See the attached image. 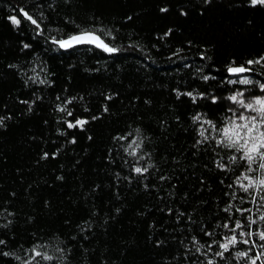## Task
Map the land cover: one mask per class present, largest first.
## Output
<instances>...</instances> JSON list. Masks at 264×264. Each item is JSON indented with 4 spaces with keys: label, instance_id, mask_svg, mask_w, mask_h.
<instances>
[{
    "label": "trees",
    "instance_id": "16d2710c",
    "mask_svg": "<svg viewBox=\"0 0 264 264\" xmlns=\"http://www.w3.org/2000/svg\"><path fill=\"white\" fill-rule=\"evenodd\" d=\"M82 30L118 51L51 42ZM261 56L264 6L250 0H0V264H21L16 256L30 258L36 245L54 257L41 264H206L203 253L219 250L207 244L231 235L218 227L229 215L247 224L264 214V191L253 202L237 182L247 165L231 157L240 153L204 123L232 118L228 96L264 93V61L247 64ZM241 65L252 70L228 72ZM77 118L88 123L67 128ZM251 227L264 230V221ZM246 247L215 260L237 264Z\"/></svg>",
    "mask_w": 264,
    "mask_h": 264
},
{
    "label": "snow or ice",
    "instance_id": "6c2138e0",
    "mask_svg": "<svg viewBox=\"0 0 264 264\" xmlns=\"http://www.w3.org/2000/svg\"><path fill=\"white\" fill-rule=\"evenodd\" d=\"M251 6H256L257 4L264 6V0H250ZM167 8H162V12H166ZM20 16L23 17L24 21L29 22L36 29H41V23L38 19L34 18L28 11L24 8L19 9ZM184 14V13H182ZM10 22L19 27L22 23V20L18 16H10ZM42 31V29H41ZM171 31V30H169ZM40 34L39 32L37 33ZM51 42L53 44L58 45L61 49H71L75 46L79 45H93L96 48H99L107 53H116L118 49L109 46L101 36L97 35L95 31L82 30L75 34L68 35L66 38L57 39L55 37L52 38ZM24 48H28V44L23 45ZM261 61H264V56L259 57L256 60H249L247 64L249 66L253 64H258ZM252 69L250 67H245L243 65L238 67H229L228 72L231 74H242L245 72H250ZM205 79H208L205 77ZM44 83V81H40ZM243 84H250L252 81L248 79H243L239 81ZM232 83H236V81H232ZM261 91H264V84L260 85ZM184 95H188L192 97L193 102L195 103L196 97L193 96L191 92L183 93ZM111 97H109L110 99ZM59 99V97L57 98ZM216 97L212 98V102H217ZM227 99L231 102V104L237 105V108L229 107L227 111L231 112L235 119L229 117L227 122L222 127H217L215 123L210 120H205L204 123L210 125L213 131H216L220 135V139L217 141L218 145H223L224 147H228L234 150L240 155L237 157L233 155L231 157L233 162L237 160L243 161L247 167L245 170L237 177V182L239 183V187L245 192L249 193L252 196V201L257 202V193L264 191V178H255L248 173L260 171L264 173V97H253L251 100L244 99L243 92H237L236 94L230 95ZM72 103L71 100L65 101L64 104ZM59 111L66 112L67 116L71 117L73 115L72 111L67 110L65 106H58ZM243 109V111H240ZM107 111V109H105ZM254 113V115H245V113ZM95 119V117H94ZM201 117L196 115L193 117L194 122L200 121ZM4 118L0 117V124L3 123ZM239 121V122H238ZM88 121L85 119H75L74 121H66L67 128L72 129L76 127L83 128ZM208 132V129H203L199 131V136L203 138L204 141L209 139L208 135L205 133ZM210 135V133H209ZM75 143V140L71 141ZM202 141L197 140V144ZM132 144H136V147H139V144L136 141H133ZM129 145V147L132 146ZM55 155V154H53ZM129 155L136 156L137 160L142 159V156H137L135 151L130 152ZM48 153H44L43 158H47ZM255 164L256 168H253L252 165ZM150 167V166H149ZM217 167L221 170L225 169V165L217 163ZM133 171L136 174L144 175L148 171V167H134ZM163 179V177H162ZM223 182V181H222ZM229 188L232 187L230 184ZM250 190H256L255 192H250ZM233 198H235V194H233ZM259 201L264 202V195L259 196ZM232 205L228 204L227 207L224 208V211L228 213L231 209ZM259 207H264V203H260ZM236 212H238L242 217L245 216V213L251 214L250 208H237ZM247 220V224L242 223L240 219L233 220L232 216L229 215L227 217V221L218 227H222L227 229L231 235H224L222 240L213 239L211 243L207 244V249L211 250L213 246L218 248V251H215L211 257H209L208 251H205L203 255L206 257V264H217L215 257H219L221 260L227 259L225 253L232 254V250L236 249L239 244H243L246 247L244 250H238L234 253L233 258L237 261V264L241 260L245 261L246 264H264V251H255V249H264V230H258L256 232L252 231V225L257 224V221H264V214L259 215L256 219H253L251 215L245 217ZM247 229V230H244ZM237 230H240L237 233ZM204 234L208 237H213L215 233L204 231ZM257 237L256 240L252 239V237ZM257 241L261 242L258 243ZM192 242L194 245H199L196 247V251L200 252L202 248H205L204 244H200L197 241L196 237L192 238ZM0 245H6V241L4 239H0ZM39 245L34 246L29 253L30 258L22 259L19 256H16L17 260L21 261V264H41V261L51 262L54 257L52 255H48L46 252H42L39 249ZM254 252V255L252 254ZM4 256H8L9 253H2Z\"/></svg>",
    "mask_w": 264,
    "mask_h": 264
},
{
    "label": "rangeland",
    "instance_id": "374dc122",
    "mask_svg": "<svg viewBox=\"0 0 264 264\" xmlns=\"http://www.w3.org/2000/svg\"><path fill=\"white\" fill-rule=\"evenodd\" d=\"M239 92H243L244 93V99L247 100H251L253 97H264V93L261 95H254L249 91L246 90H241ZM237 105L233 104V108H237ZM240 111H243V109H240ZM245 115H254V113H245ZM232 118L235 119V117L232 115ZM239 122V121H238ZM259 178H264V173H261V176H259Z\"/></svg>",
    "mask_w": 264,
    "mask_h": 264
},
{
    "label": "water",
    "instance_id": "95a60500",
    "mask_svg": "<svg viewBox=\"0 0 264 264\" xmlns=\"http://www.w3.org/2000/svg\"><path fill=\"white\" fill-rule=\"evenodd\" d=\"M97 34V33H96ZM98 35V34H97ZM100 36V35H99ZM102 38V37H101ZM234 67H238V66H234Z\"/></svg>",
    "mask_w": 264,
    "mask_h": 264
}]
</instances>
